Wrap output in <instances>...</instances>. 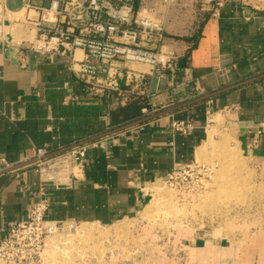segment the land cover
<instances>
[{
  "label": "crops",
  "instance_id": "0c3cea01",
  "mask_svg": "<svg viewBox=\"0 0 264 264\" xmlns=\"http://www.w3.org/2000/svg\"><path fill=\"white\" fill-rule=\"evenodd\" d=\"M29 3L48 6L47 0L6 1L10 17L6 41L0 42V242L7 238L10 224L25 221L39 202V178L27 167L37 149L60 151L94 143L71 188L48 189L46 216L99 227L137 218L143 192L197 158L209 139L208 114L222 115L244 158L264 160V0H226L204 14L201 29L196 25L188 35L190 41L175 43L169 38L162 52L172 59L174 72L122 64L124 72H135L129 86L121 81L123 90L143 91L150 108L141 120L114 129L111 114L125 106L120 99L87 92L69 58L28 49L37 37L39 20V14L27 8ZM142 3L136 2L139 12ZM75 56L82 58L83 53ZM174 122H188L195 129L184 136L173 131ZM196 239V250L213 244L207 232ZM220 240L214 242L217 251L240 263L236 256L244 252ZM246 247L249 255L256 245ZM156 248L161 249L159 244Z\"/></svg>",
  "mask_w": 264,
  "mask_h": 264
},
{
  "label": "rangeland",
  "instance_id": "374dc122",
  "mask_svg": "<svg viewBox=\"0 0 264 264\" xmlns=\"http://www.w3.org/2000/svg\"><path fill=\"white\" fill-rule=\"evenodd\" d=\"M142 1V16L160 24L167 44L189 38L204 14L225 0ZM221 116L212 115L217 119L208 125L197 164L148 187L137 218L107 227L79 224L51 238L41 264H264V160L241 155ZM203 232L213 244L196 250ZM222 238L244 252L236 256L240 263L217 251L215 239ZM248 243L256 251L246 255Z\"/></svg>",
  "mask_w": 264,
  "mask_h": 264
},
{
  "label": "built area",
  "instance_id": "2783aa9c",
  "mask_svg": "<svg viewBox=\"0 0 264 264\" xmlns=\"http://www.w3.org/2000/svg\"><path fill=\"white\" fill-rule=\"evenodd\" d=\"M6 1L0 0V42L6 41L9 16ZM225 1L217 3L215 9L222 7ZM47 2V7L27 4L28 9L39 14L37 37L28 49L42 55L69 58L75 78L85 85L90 94L96 97L113 94L123 105L132 95L143 96V91L131 93L123 90L121 81L124 79L126 86H129L135 72H124L122 64L142 63L150 65L153 72L159 69L174 72L172 59L160 55L163 54L165 41L162 27L141 15L136 8L137 0ZM148 44L151 46L148 47ZM77 51L83 53L82 58H76ZM147 112L148 108L142 110L143 114ZM211 116L208 114V125ZM172 128L184 136L195 129L188 122H174ZM257 134L261 136L262 130ZM259 138L254 145L258 146ZM93 144H75L64 152L37 149L27 167L33 169L39 178V202L25 221L10 224L7 238L0 242V264H41L51 238L75 232L78 223L53 220L46 216L50 206L48 189L71 188L83 170ZM1 163L5 164L4 160ZM196 164L193 160L190 164L178 166L165 179L173 180L177 173L191 170Z\"/></svg>",
  "mask_w": 264,
  "mask_h": 264
},
{
  "label": "trees",
  "instance_id": "16d2710c",
  "mask_svg": "<svg viewBox=\"0 0 264 264\" xmlns=\"http://www.w3.org/2000/svg\"><path fill=\"white\" fill-rule=\"evenodd\" d=\"M136 8L138 9L137 4ZM201 25L199 30L201 29ZM183 40L190 41L191 39L185 38ZM144 108H150L147 98L144 96L132 95L125 106H121L111 114V127L114 129L141 120L144 118L142 113Z\"/></svg>",
  "mask_w": 264,
  "mask_h": 264
},
{
  "label": "water",
  "instance_id": "95a60500",
  "mask_svg": "<svg viewBox=\"0 0 264 264\" xmlns=\"http://www.w3.org/2000/svg\"><path fill=\"white\" fill-rule=\"evenodd\" d=\"M157 80H158L157 78L154 79L153 92H155V88H156V85H157ZM249 82H252V80H250V81H246V82H243V83L238 84V85H235V86H230V87H228V88H225V89H223V90L217 91V92H215V93H213V94H210V95H206V96H204V97L198 99L196 102H201V101L207 100V99H209V98H213V97L219 96V95H221V94H223V93L229 92V91H231V90H233V89H236V88H238V87H240V86L247 85ZM189 105H190V104H189ZM126 128H128V127H126ZM126 128H125V129H126ZM87 143H89V142H87ZM83 144H85V143H83ZM79 145H81V144H79ZM70 148H71V147L66 148V149H64V150H62V151H60V152H64V151H66V150H68V149H70Z\"/></svg>",
  "mask_w": 264,
  "mask_h": 264
},
{
  "label": "bare ground",
  "instance_id": "6f19581e",
  "mask_svg": "<svg viewBox=\"0 0 264 264\" xmlns=\"http://www.w3.org/2000/svg\"><path fill=\"white\" fill-rule=\"evenodd\" d=\"M145 11V10H144ZM19 13V12H18ZM15 15V14H14ZM20 16H23L24 14H23V12L22 13H20L19 14ZM19 16V17H20ZM10 17V16H9ZM23 18V17H22ZM30 33V32H29ZM31 34V33H30ZM33 35V34H32ZM32 39H33V37H32ZM18 40V39H17ZM215 129V128H214ZM210 131H211V129H210ZM212 132H213V130H212ZM211 133V132H210ZM214 134V133H213ZM210 135V137L212 138V136H211V134H209ZM199 150V149H198ZM204 151H206L207 152V150L205 149ZM199 152V151H198ZM200 153H202L203 154V151H201ZM201 154V155H202ZM230 154V153H229ZM201 155H199L200 157H201ZM219 155V154H218ZM232 155V154H231ZM198 157V156H197ZM231 159V158H230ZM154 184V183H153ZM156 188V187H155ZM46 250H48V248L46 249ZM46 253V252H45ZM45 255V254H44ZM43 258H44V256H43Z\"/></svg>",
  "mask_w": 264,
  "mask_h": 264
}]
</instances>
